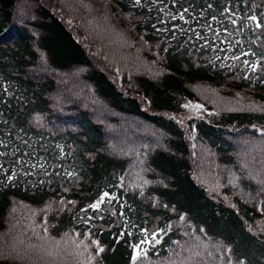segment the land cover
I'll list each match as a JSON object with an SVG mask.
<instances>
[{"label": "trees", "instance_id": "1", "mask_svg": "<svg viewBox=\"0 0 264 264\" xmlns=\"http://www.w3.org/2000/svg\"><path fill=\"white\" fill-rule=\"evenodd\" d=\"M16 202L61 264H264V0H0V232Z\"/></svg>", "mask_w": 264, "mask_h": 264}, {"label": "rangeland", "instance_id": "2", "mask_svg": "<svg viewBox=\"0 0 264 264\" xmlns=\"http://www.w3.org/2000/svg\"><path fill=\"white\" fill-rule=\"evenodd\" d=\"M21 8L22 10H20V12L21 14H24L26 11L29 10L30 6L24 1V3L21 4ZM63 21L66 26L69 25L67 22V18L65 20L63 18ZM102 37L103 34L101 30L94 31L93 28H91V30H89L86 34L85 39L80 41V45L84 46L86 50L90 53V58H93V56H91V53H93L95 57H97V60L99 61V68L105 73V75L109 78L111 82H116L117 76L114 74L115 70L112 68V63L110 59H108V55L106 52L108 50L105 49L106 44H103L99 41ZM93 39H96L98 44L100 45L93 43ZM83 73L86 77V70L83 68H78L71 72V74H73V79L75 78L77 83L81 85H85L86 83L84 81L85 78L83 79ZM83 91L84 88H81V95H76L75 93L73 94L76 97L79 96L80 99L84 100V103L86 105H89L90 107L100 104V101L94 98L93 95L88 93L86 90L84 92ZM61 100L62 97L58 99V101ZM139 100L140 98H138L137 96V101ZM177 105H179L180 108L176 112L163 111L160 113H162V117L165 119H168L167 117L169 116L172 117L173 120L176 121V123H178L182 127L184 126L185 122H188L191 119H206L212 115V113L208 109H205L197 100L182 98ZM104 197L105 195H101L99 199L95 202V205L101 204ZM10 207V211L8 209L9 212L7 211L6 215L4 216L5 231L0 232V264H61L62 259L65 258L64 255L71 248L70 244L74 242L77 245V241H74L76 237L73 236L71 232H69L68 234L69 238L63 237L61 239L60 237H57L53 238L52 240H50L51 238H48L46 239V241H44L41 238V234L39 233V229H42L41 223L38 220V216L40 213L38 212L39 210H35L33 209V207H29L19 202H16L15 205H10ZM21 212L23 213V215H27V213L31 215L35 214L38 218L32 219L34 226H31L29 221H27L28 230L26 233H21V231L16 228L15 230L11 231L13 229L12 225L14 224L15 219L19 216V214H21ZM183 229L186 228L184 227ZM19 245L26 246L28 247V249H18ZM65 245L67 246L65 247ZM144 246L138 245L132 248V257L134 259H139L143 256V252L145 251L144 249H146V247ZM82 247V245L79 246V250ZM74 263L75 260L71 259L68 264Z\"/></svg>", "mask_w": 264, "mask_h": 264}, {"label": "snow or ice", "instance_id": "3", "mask_svg": "<svg viewBox=\"0 0 264 264\" xmlns=\"http://www.w3.org/2000/svg\"><path fill=\"white\" fill-rule=\"evenodd\" d=\"M93 207H97V205H94Z\"/></svg>", "mask_w": 264, "mask_h": 264}]
</instances>
